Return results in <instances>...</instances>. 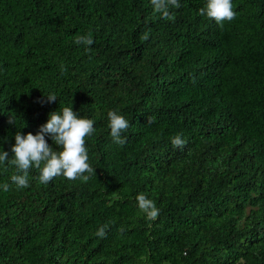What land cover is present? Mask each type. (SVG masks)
Listing matches in <instances>:
<instances>
[{"label":"trees","instance_id":"16d2710c","mask_svg":"<svg viewBox=\"0 0 264 264\" xmlns=\"http://www.w3.org/2000/svg\"><path fill=\"white\" fill-rule=\"evenodd\" d=\"M179 3L165 20L151 0H0V151L65 106L95 128L87 182L33 167L17 188L0 164V264H264V0H232L222 27Z\"/></svg>","mask_w":264,"mask_h":264},{"label":"clouds","instance_id":"9594fccd","mask_svg":"<svg viewBox=\"0 0 264 264\" xmlns=\"http://www.w3.org/2000/svg\"><path fill=\"white\" fill-rule=\"evenodd\" d=\"M151 4L154 11L165 20L174 18L170 8L181 7L179 0H151ZM199 14L213 19L221 27L225 21H231L236 16L232 0H207L206 6L199 9ZM148 38V32L141 37L142 40ZM74 43L83 45L85 51H88L94 43L92 33L78 35ZM61 67L64 72L67 71L63 65ZM45 96L48 103L55 102L57 99L54 93ZM107 115L113 142L118 145L125 144L127 138L122 136V133L129 128V121L118 110H110ZM149 122L152 121L149 120ZM9 123L15 124L12 116L9 118ZM94 132L92 119L78 115L72 106H65L60 111L49 113V118L39 126L35 134L16 132L15 144L11 147L12 158L9 159L8 151H0V164L7 162L16 168V173L11 176V182L17 188L29 186V170L33 167L39 170L38 180L41 184H47L57 176H63L70 181L81 179L87 182L90 175H85V173L92 174L94 169L89 163L86 137H90ZM46 136L51 137L56 145L55 148L48 143ZM171 143L176 148H183L186 141L180 134H177L172 138ZM2 187L7 192L10 185L5 183ZM136 200L140 210L146 214L148 219L155 220L158 217L159 209L155 202L144 193H139ZM107 227L108 225L101 226L96 235L100 238L105 237Z\"/></svg>","mask_w":264,"mask_h":264}]
</instances>
